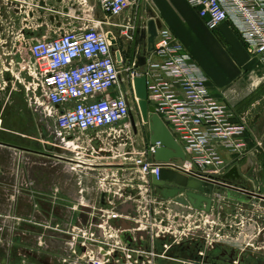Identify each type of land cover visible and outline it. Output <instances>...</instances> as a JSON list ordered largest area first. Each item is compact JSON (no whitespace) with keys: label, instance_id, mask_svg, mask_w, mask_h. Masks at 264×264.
Masks as SVG:
<instances>
[{"label":"built area","instance_id":"2783aa9c","mask_svg":"<svg viewBox=\"0 0 264 264\" xmlns=\"http://www.w3.org/2000/svg\"><path fill=\"white\" fill-rule=\"evenodd\" d=\"M96 1L106 15L119 16L144 0ZM186 1L210 30L229 22L264 66V0ZM86 21L43 36L32 34L26 39L27 57L12 59L10 67L0 73L11 71V77L2 80L1 89L8 87L9 81H18L26 88L31 106L51 120L56 140L65 151L55 157L68 162L71 169L88 172L103 163L119 164L138 173V179L133 177L127 182H121L114 173L98 178L97 189L111 195V207L93 206L94 219L71 232L83 246L97 248L87 264H110L116 250L133 252L121 239L123 230L113 224L122 218L134 222L138 226L134 230L146 232L149 238L173 240L164 244L161 257L177 260L167 254L168 250L194 239L198 241L197 249L187 264H214L207 261L208 251L215 243L224 245L227 241H240V245L232 246L235 256L226 264H245L250 257L264 259V192L221 179L231 166L222 156L223 151L233 155L250 151L246 124L239 123L235 110L214 96L208 77L169 28L158 30L153 52H128L119 39L133 43L144 26L135 20L113 23L120 33L118 38L103 21ZM141 55L145 56L143 65L139 64ZM142 76L147 79L148 104L155 107L183 148L185 160L156 161V147L149 142L143 149L137 148L129 116L133 105H137L134 80ZM136 125L140 127V123ZM164 169L213 182L215 187L244 199L214 194L215 219L192 205L187 207L191 210L187 215L176 212L170 207L173 199L165 200L152 183V176L159 179ZM126 186L136 189V193L125 194ZM168 187L178 185L168 183ZM179 196L186 195L182 192ZM128 203H134L135 217L131 212H118ZM79 206L90 205L84 200ZM228 216L234 222L232 233L223 232V218ZM147 253L158 255L152 250ZM144 255L134 263L144 264Z\"/></svg>","mask_w":264,"mask_h":264},{"label":"crops","instance_id":"0c3cea01","mask_svg":"<svg viewBox=\"0 0 264 264\" xmlns=\"http://www.w3.org/2000/svg\"><path fill=\"white\" fill-rule=\"evenodd\" d=\"M16 1L0 0V10L6 9L14 18L16 10L21 16L29 14L24 11V5L20 7ZM77 1L87 7V19L103 21L105 28L113 27V23L133 20L143 27L153 18L158 30L169 28L173 32L208 77L214 96L231 106L238 114V122L247 126L250 151L241 157V161L231 164L237 166L240 177L228 181L264 192L261 187H264V181L260 178L264 170L260 161L264 159V66L249 51L235 28L225 22L217 30H210L205 20L186 0H144L136 8H129L119 16H108L98 6L104 14L101 19L95 14V5H98L96 0ZM38 8L43 9L41 6ZM73 24L74 21H71L67 25ZM35 28L36 31L33 30ZM26 29L31 33L30 36H43L52 31L47 23L36 26L20 23V30ZM16 35L18 38L7 54L12 56L11 60L18 61L16 55L20 54L22 58L27 57V53L21 50L16 52L17 42L27 38L21 33ZM137 41L136 50H144L139 35ZM5 67L6 63L2 62L0 68ZM3 79L8 80L9 76L4 73L0 78V94L3 97L0 98V264H87L97 253V248L83 246L71 232L86 227L94 219L93 206L111 207V195L97 189L98 178L102 175L111 177L114 173L121 182H127L133 177L138 179V173L119 164L103 163L89 168L88 172L71 169L68 162L55 157L65 151L56 140L51 120L35 114L29 99L27 115L18 113L17 105L23 108L24 104L16 102V88L11 81L8 87L1 89ZM11 108H14L12 115ZM133 133L137 143L141 142L139 148L143 149L148 144L149 133L146 138L140 132ZM221 154L226 159L232 157L228 151ZM123 192L133 194L136 189L126 186ZM84 200L90 206H79L80 201ZM119 221L113 224L118 227ZM129 231L135 237L133 243L121 239L127 243L125 247L133 252L116 250L114 257L110 258V264H135L134 260L141 254H147L144 255L147 256L144 264H187L186 261L193 255L189 254V244L183 242L167 252L170 257H177V260L161 257L159 254L165 251L166 239H138V231ZM98 235L101 236L100 231ZM150 250L158 255L151 256L147 253ZM228 250L235 252L230 245ZM129 255L132 257L129 258ZM223 257L226 263L229 257ZM255 262L264 264V259H255Z\"/></svg>","mask_w":264,"mask_h":264},{"label":"water","instance_id":"95a60500","mask_svg":"<svg viewBox=\"0 0 264 264\" xmlns=\"http://www.w3.org/2000/svg\"><path fill=\"white\" fill-rule=\"evenodd\" d=\"M139 41L144 44V50L146 53H151L155 49V41L158 36V26L155 19L151 18L142 29L138 30ZM116 58L120 61V54L116 53ZM145 62V56H139V64L143 65ZM135 84V94L137 97V106L141 115L142 121L148 126V142L150 145L155 146L154 159L156 161H170L172 159H186V154L173 136L170 129L167 127V124L160 118L154 106L148 104L147 101V79L145 76L137 77L134 80ZM133 127L136 128L135 119L132 120ZM239 176V171L237 166L233 167L229 172L223 175L225 180H235ZM152 183L159 190H161L162 195L165 200L173 199V202L170 204V207L179 213L187 215L189 211V205H192L195 209L206 212L207 214L213 213L214 200L213 195L219 194V186L215 187L213 182L207 180H201L193 177H188L181 173L171 170H162L160 172V177L157 179L156 176H152ZM168 183L177 184L178 187H168ZM185 193V197H177L179 193ZM220 194L228 198H236L238 200H243L241 197H234L232 193H224L221 189ZM238 197V198H237ZM184 205V206H182ZM131 210L132 216L135 217L136 208L134 203H128L121 205L118 209L120 214L127 215ZM216 216L212 215L211 219H215ZM124 232L121 235V238L132 244L135 237L131 234L129 230L137 228L138 226L132 222L125 219H120L118 223ZM138 239L144 237L145 239L149 238V235L139 230L136 234ZM141 241V240H140ZM224 244L239 247L240 241H227ZM218 243H215L212 247V250ZM220 246H224L219 244ZM210 250V251H212ZM235 255V252L225 251L222 253V256L231 257ZM228 258V259H229ZM254 258V257H253Z\"/></svg>","mask_w":264,"mask_h":264},{"label":"rangeland","instance_id":"374dc122","mask_svg":"<svg viewBox=\"0 0 264 264\" xmlns=\"http://www.w3.org/2000/svg\"><path fill=\"white\" fill-rule=\"evenodd\" d=\"M17 3L19 4L20 7H21V5H24V7H25L24 11H26L29 14L21 16L18 13L19 11L16 10L17 14H14L15 18L13 19L14 23H15L16 30L20 29V23H21V25H22V23H24V24H28V25H32V26H34V25L36 26L39 23H47V26L49 29L56 31L60 28L68 29V28L72 27L70 25H67L68 22L74 21L75 25H79L80 24L79 22H87L86 19L88 18V12L86 10L87 7L85 5L79 3L77 0L69 1L68 3L66 0L65 1L64 0H17L16 4ZM95 4H96V2H95ZM38 6L43 7V9L42 8L39 9ZM95 14H96V17L99 19L104 17V14L99 9L97 4L95 5ZM25 17H26V19H24ZM112 20H114V19H112ZM106 29L108 31L112 32V34L114 36H117L118 38H120V33L117 30V28L108 26V27H106ZM27 40H22V42H17L18 49H16V52H18L17 50H21L24 53H28L29 43ZM118 42H121L122 47L126 48L128 50V52H131L132 50H136V48L138 49L137 39L133 43H131V42L121 38V39H119ZM2 45L3 44L0 43V67L2 66V62L6 63L7 67H10L12 56L7 54V51L10 52L12 50V48H10L9 50H8V48L2 49V48H4ZM10 56H11V58H10ZM16 57L18 58V61L21 60L20 54L16 55ZM236 58H237V56H236ZM237 60L240 62V60L238 58H237ZM0 70H1V68H0ZM242 72L244 73L243 70H242ZM5 75L7 77L9 76V78H10L11 77V71L10 72L6 71ZM0 78H1V73H0ZM13 85L16 88V91H14L16 94V102L20 103V104L21 103L24 104L23 108L19 107L17 105L18 109H16V108L15 109L18 113H22V114L24 113L25 115H27V111H28V107H29L28 103H27V101L29 99V97L27 95V90L18 81L15 82V84H13ZM29 95H31V94H29ZM0 98H3L1 94H0ZM253 99L254 98H252L251 101ZM13 110H14V108L13 109L11 108L10 115H12L11 112H13ZM32 110L35 112V114L43 115L41 110L36 109L33 106H32ZM133 112L135 114L136 120L139 121V123H140L142 135L145 136V138H146V134H148V126L142 121V119H140L141 117L137 118L138 115L140 114L139 109L137 108V105H133ZM30 113H32L31 110H30ZM31 115H32L33 119H36L33 114H31ZM16 116H17V114H16ZM33 129L35 130V128H33ZM136 146H137V148L139 146H141V142L136 143ZM230 154L232 155V157H228L227 159L224 158L226 163H228L229 165H231L233 163H237V161L238 162L241 161L243 159L241 157L245 156V154L244 155H233L232 153H230ZM233 156H234V158H233ZM26 159L28 160L27 157H26ZM33 161H35V160H33ZM260 161L263 163L262 167H264V159H261ZM262 171L263 172H262L260 178H262V181H264V170H262ZM261 187L264 188L263 186H261ZM229 213H230V211H229ZM225 218L226 217L223 218V223H224L223 232L232 233V231L234 230V222L232 220H230V219H232V216L231 217L228 216L227 219H225ZM201 225L204 226L203 223H201ZM172 241L173 240L166 239V242H168V243H170ZM245 261L246 262H253L254 258H248Z\"/></svg>","mask_w":264,"mask_h":264},{"label":"flooded vegetation","instance_id":"af4514ba","mask_svg":"<svg viewBox=\"0 0 264 264\" xmlns=\"http://www.w3.org/2000/svg\"><path fill=\"white\" fill-rule=\"evenodd\" d=\"M13 19H14V16H12L9 11H7L6 9L0 10V43H2L3 44L2 46L4 47L2 49L8 48V50H9L10 48H13V45H14V42L16 41V38H18L17 37L18 35H16V34H20L21 33L23 36H25V39L28 38L30 36V34H31V33H29V31H27V29L26 30H20V29L16 30L15 23H14V20ZM137 108H138V106H137ZM129 117H130L131 123H132V120L133 119H135V123H137L135 114L133 112V108L130 111V116ZM140 117H141V115L139 114L137 118H140ZM237 119H235V122L237 121ZM132 126H133V124H132ZM133 131L135 133L140 132V134H142V132H141V126L138 127L136 125V128L133 127ZM146 135L148 136V134H146ZM233 167H235V165H231L229 167V169H228L227 172H229ZM221 179L224 180V181H226V182H230L228 180L223 179V177ZM221 189H223L224 193H226V190L224 188H222V187L219 186V192L221 191ZM187 244H189V246L190 245H193V244L194 245H198V241L197 240H194V239H190L189 242H187ZM228 247H229V245H227V246H220L219 243H218V245L212 251L213 252L216 251V250L220 251V250L223 249L224 250L223 253H224L225 251H228ZM250 258H252V257H250ZM255 259L256 258H254V261L253 262H247V263H249V264H257V262H255ZM209 260L210 259H209V255H208L207 256V261H209ZM213 261L211 259L209 262H212L213 263ZM214 264H216V263H214Z\"/></svg>","mask_w":264,"mask_h":264},{"label":"trees","instance_id":"16d2710c","mask_svg":"<svg viewBox=\"0 0 264 264\" xmlns=\"http://www.w3.org/2000/svg\"><path fill=\"white\" fill-rule=\"evenodd\" d=\"M189 247H190L189 254H193V255H194V252L196 251L197 246L193 244V245H190ZM175 250H180V249H179V248H175ZM217 251H218V250H217ZM217 251H214V252H213V251H208L209 259H210V260L212 259V261L214 260L213 263H217V264H219V263L221 262L222 264H223V263L226 264V263H225V259H226V258L222 256V253H223L224 250L222 249V250L218 251L219 253H218ZM221 252H222V253H221ZM210 257H211V258H210ZM210 260H209V261H210ZM221 263H220V264H221ZM245 264H249V263H246V262H245Z\"/></svg>","mask_w":264,"mask_h":264}]
</instances>
